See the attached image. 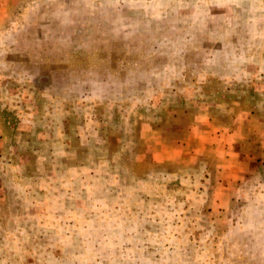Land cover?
<instances>
[{
	"label": "rangeland",
	"instance_id": "obj_1",
	"mask_svg": "<svg viewBox=\"0 0 264 264\" xmlns=\"http://www.w3.org/2000/svg\"><path fill=\"white\" fill-rule=\"evenodd\" d=\"M0 264H264V0H0Z\"/></svg>",
	"mask_w": 264,
	"mask_h": 264
}]
</instances>
